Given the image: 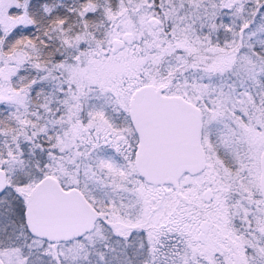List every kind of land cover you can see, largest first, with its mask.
<instances>
[{
    "label": "snow or ice",
    "instance_id": "1",
    "mask_svg": "<svg viewBox=\"0 0 264 264\" xmlns=\"http://www.w3.org/2000/svg\"><path fill=\"white\" fill-rule=\"evenodd\" d=\"M0 264H264V0H0Z\"/></svg>",
    "mask_w": 264,
    "mask_h": 264
}]
</instances>
